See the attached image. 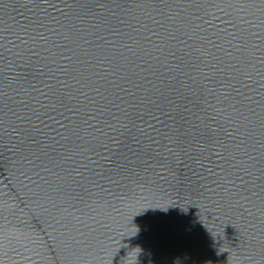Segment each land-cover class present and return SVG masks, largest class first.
<instances>
[{
    "label": "water",
    "instance_id": "1",
    "mask_svg": "<svg viewBox=\"0 0 264 264\" xmlns=\"http://www.w3.org/2000/svg\"><path fill=\"white\" fill-rule=\"evenodd\" d=\"M148 253L264 264V0H0V264Z\"/></svg>",
    "mask_w": 264,
    "mask_h": 264
},
{
    "label": "clouds",
    "instance_id": "2",
    "mask_svg": "<svg viewBox=\"0 0 264 264\" xmlns=\"http://www.w3.org/2000/svg\"><path fill=\"white\" fill-rule=\"evenodd\" d=\"M141 251H142V250H141ZM140 254H141V252H140ZM147 255L149 256V264H151V259H150L151 254L148 253Z\"/></svg>",
    "mask_w": 264,
    "mask_h": 264
}]
</instances>
